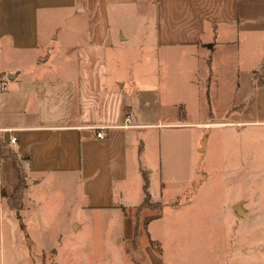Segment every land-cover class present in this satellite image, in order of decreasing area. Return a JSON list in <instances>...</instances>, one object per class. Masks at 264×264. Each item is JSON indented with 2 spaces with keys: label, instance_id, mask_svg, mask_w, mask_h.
Wrapping results in <instances>:
<instances>
[{
  "label": "crops",
  "instance_id": "0c3cea01",
  "mask_svg": "<svg viewBox=\"0 0 264 264\" xmlns=\"http://www.w3.org/2000/svg\"><path fill=\"white\" fill-rule=\"evenodd\" d=\"M135 30L147 41L141 46L188 53L155 59L158 71L166 64L180 75L172 86L181 97L162 123L132 109L130 98L145 85L110 77V52L133 42ZM193 64L207 114L214 118L217 109V119L207 123H264L255 111L264 109V0H0V78H7L0 90V206L13 216L14 156L25 180L20 222L38 238L52 234L58 244L60 225L69 221L75 229L74 213L84 208L105 210L103 221L120 225L132 241L130 210L143 197L136 129L193 123L183 99L194 85ZM96 126H103V137ZM148 188L150 195L149 177ZM232 209L246 214L238 202ZM239 230L244 235L232 239L223 230L217 264H264L262 228ZM40 250L58 252L49 245Z\"/></svg>",
  "mask_w": 264,
  "mask_h": 264
},
{
  "label": "rangeland",
  "instance_id": "374dc122",
  "mask_svg": "<svg viewBox=\"0 0 264 264\" xmlns=\"http://www.w3.org/2000/svg\"><path fill=\"white\" fill-rule=\"evenodd\" d=\"M144 33L150 35V26ZM132 38L133 42H124L110 52V77L116 74L145 85L139 96L136 92L130 98L132 109L162 123L171 118L172 101L181 97L175 96L179 90L172 86L177 87L180 75L178 67L166 64L158 71L155 59L188 53L141 46L147 41H139L136 30ZM142 59L151 61L143 63ZM196 67L193 64L194 85L183 96L187 120L193 123L136 129L143 142L138 166L150 178V200L160 201L161 206L156 210L138 205L130 210L129 217L135 220L132 241H127L120 225L103 221L105 210L75 211V229L69 221L61 224L57 244L52 234L40 239L25 225L20 227L14 212L12 216L11 210L0 206V264H217L223 230L231 239L237 232L244 235L239 228L253 230L254 224L264 232V123H207L217 119V109L214 118L207 114L205 97L195 86ZM159 76V85L146 86ZM261 108L255 106L258 118H264ZM137 190L142 196L140 184ZM235 202L246 208L245 216L233 212ZM47 245L58 252H41Z\"/></svg>",
  "mask_w": 264,
  "mask_h": 264
},
{
  "label": "trees",
  "instance_id": "16d2710c",
  "mask_svg": "<svg viewBox=\"0 0 264 264\" xmlns=\"http://www.w3.org/2000/svg\"><path fill=\"white\" fill-rule=\"evenodd\" d=\"M12 163H13L14 167L16 168V171L18 172V183L11 189L9 199H10V204H11V207L14 211L15 217L19 221L20 227H22V224L20 222V215L18 213V209L21 206V196H22V190L25 186V180L23 178L19 162L17 161V159L14 156H12ZM140 174H141V178H142L143 197H142L141 202L139 203V206L140 207H149L152 209L159 210L160 206H161L160 201L150 200V195L148 192V177H147L146 172L144 170H141ZM1 194L3 195V192H1ZM149 217H146L144 219V222Z\"/></svg>",
  "mask_w": 264,
  "mask_h": 264
},
{
  "label": "built area",
  "instance_id": "2783aa9c",
  "mask_svg": "<svg viewBox=\"0 0 264 264\" xmlns=\"http://www.w3.org/2000/svg\"><path fill=\"white\" fill-rule=\"evenodd\" d=\"M6 83H7V78L1 77L0 78V90L4 89ZM128 119H129V116L126 115L124 117V121L127 123ZM4 129L5 128L0 127V130H4ZM95 129H96L95 130V135L97 137H103L104 136L103 126H96ZM14 139H15L14 136L9 137V142H13Z\"/></svg>",
  "mask_w": 264,
  "mask_h": 264
}]
</instances>
